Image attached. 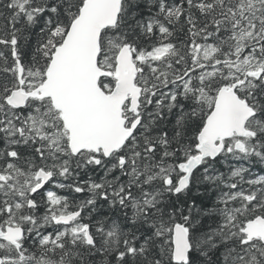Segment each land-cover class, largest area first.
Instances as JSON below:
<instances>
[{
    "label": "snow or ice",
    "instance_id": "1",
    "mask_svg": "<svg viewBox=\"0 0 264 264\" xmlns=\"http://www.w3.org/2000/svg\"><path fill=\"white\" fill-rule=\"evenodd\" d=\"M256 165L264 0H0V264H264Z\"/></svg>",
    "mask_w": 264,
    "mask_h": 264
},
{
    "label": "trees",
    "instance_id": "2",
    "mask_svg": "<svg viewBox=\"0 0 264 264\" xmlns=\"http://www.w3.org/2000/svg\"><path fill=\"white\" fill-rule=\"evenodd\" d=\"M218 167H219V166H218ZM261 167H264V166L256 165V166H254L253 171H254V172H260ZM221 170H222V171H227L226 168H221ZM85 178H86V177H85ZM195 195H196V193L194 192V193H193V196H195Z\"/></svg>",
    "mask_w": 264,
    "mask_h": 264
}]
</instances>
